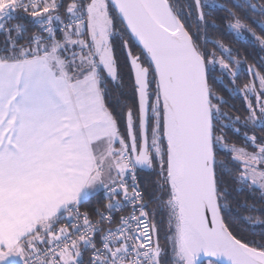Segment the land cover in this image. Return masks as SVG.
Listing matches in <instances>:
<instances>
[{
  "label": "snow or ice",
  "instance_id": "6c2138e0",
  "mask_svg": "<svg viewBox=\"0 0 264 264\" xmlns=\"http://www.w3.org/2000/svg\"><path fill=\"white\" fill-rule=\"evenodd\" d=\"M219 7L0 0V264H264V231L244 232L264 226V71L237 83L238 53L209 38ZM234 7L226 34L264 49L245 23L264 3ZM125 86L131 103L111 104ZM242 129L244 146L230 142ZM143 170L159 197L145 198Z\"/></svg>",
  "mask_w": 264,
  "mask_h": 264
},
{
  "label": "trees",
  "instance_id": "16d2710c",
  "mask_svg": "<svg viewBox=\"0 0 264 264\" xmlns=\"http://www.w3.org/2000/svg\"><path fill=\"white\" fill-rule=\"evenodd\" d=\"M180 3L183 2V0H179ZM219 5L221 7L212 10V15L208 17L209 22L215 21L217 25V29H212L209 28V38L210 39H221L224 41L226 45L231 47L233 49V54L236 55L238 53L239 59H243L241 61V71H240V76L237 81V83H244L248 81L250 73L248 72L249 67H253L256 71H264V49L261 48L260 44L252 39L251 33L245 32L244 35L248 37L249 41H244V39H237L235 37V34L233 33L232 35H227V20H222V17L227 16V12L224 11V8H230L233 9L234 11H237L238 14L241 15L243 18V12L240 11L239 9H235L234 7V0H217ZM236 2H242V0H236ZM259 2L264 3V0H259ZM218 5V4H217ZM192 19L196 18L195 16H192ZM193 21V20H192ZM245 23H247L255 32L256 34L259 35H264V33L261 32V29L259 27V23H264V18L261 17H256L252 16L249 14V17L247 20H245ZM2 40V38H0ZM251 41V42H250ZM207 47L209 49L212 48L211 44H208ZM121 64H123V60L121 59ZM122 73L125 74V85H128V80H127V71L128 69L126 67H121ZM216 76L220 75L219 70L217 69ZM225 84H227V80H225ZM214 87L218 88L221 91V94L226 95V98L229 99V103L233 106V115H245V109H246V102L243 99L242 94L240 95H233L231 97L227 96V94L224 91V87L219 84H214ZM121 91H123L124 95L120 96L119 91H113L110 102L111 104H115L117 98L120 99L121 103L127 102L130 104L131 103V89L129 86H125ZM255 97L253 96V100ZM257 135H260L257 134ZM230 137V142L236 143L238 146H244V140L243 136L240 135L239 137L233 136L231 133H229ZM158 171V169L156 170ZM156 171H151V170H143L139 172L138 174V179L141 185V188L144 190L145 193V198L147 199L149 195L154 194L155 196L159 197L161 195L160 190L156 187V182L159 179V177L156 175ZM255 198L258 200L259 199V193L253 194ZM93 205H85V208L83 210H90V208ZM257 207H260L259 204H257ZM149 209H156V203L153 202L149 204ZM158 215L156 217L157 220H160V218L164 215L165 212H160L157 209ZM253 215L259 216L261 215L259 212L254 213ZM264 218V217H261ZM261 231H264V226L261 225H254V226H245L244 227V232L246 235L251 237L252 233L259 234ZM204 264H207L206 261H204Z\"/></svg>",
  "mask_w": 264,
  "mask_h": 264
},
{
  "label": "flooded vegetation",
  "instance_id": "af4514ba",
  "mask_svg": "<svg viewBox=\"0 0 264 264\" xmlns=\"http://www.w3.org/2000/svg\"><path fill=\"white\" fill-rule=\"evenodd\" d=\"M180 2V1H179ZM210 2H214L215 4H218L219 5V3L217 2V0H210ZM253 2H257V0H253ZM181 4V3H180ZM219 6H221V5H219ZM205 11L207 12V11H209L208 9H205ZM193 17H191L190 18V25H191V30L193 31V32H195L196 31V21H195V19H192ZM193 20V21H192ZM244 41L246 42V41H249V39H244ZM251 42V41H250ZM241 61L243 60V59H240ZM253 77H252V75L250 74L249 75V79H248V81L249 80H251ZM247 81V82H248ZM243 82L245 83V81L243 80ZM239 84V83H238ZM243 83H240V85H242ZM257 88H258V90H259V85H258V82H257ZM255 97V96H254ZM250 99H251V101L255 104L256 103V99L255 100H253V96L252 97H250ZM238 127H239V125H237ZM243 129H242V131H241V134L240 135H242L243 136ZM257 134H259V133H257ZM244 143V142H243ZM250 149V148H249ZM163 217L165 218H167V215H166V213H164V215H163ZM161 219V218H160ZM160 242H161V244L162 245H164V244H166V241H165V239H164V236L163 235H160Z\"/></svg>",
  "mask_w": 264,
  "mask_h": 264
},
{
  "label": "rangeland",
  "instance_id": "374dc122",
  "mask_svg": "<svg viewBox=\"0 0 264 264\" xmlns=\"http://www.w3.org/2000/svg\"><path fill=\"white\" fill-rule=\"evenodd\" d=\"M178 3H180L179 0H178ZM184 3H185V0H183V2L181 4H184ZM240 68H241V66H240ZM248 150L251 151L252 149L250 148ZM159 221H161V223H160V235L165 236V233L167 230V218L166 217L164 218L162 216Z\"/></svg>",
  "mask_w": 264,
  "mask_h": 264
},
{
  "label": "built area",
  "instance_id": "2783aa9c",
  "mask_svg": "<svg viewBox=\"0 0 264 264\" xmlns=\"http://www.w3.org/2000/svg\"><path fill=\"white\" fill-rule=\"evenodd\" d=\"M82 211H83V209H82ZM113 227H114V225H113Z\"/></svg>",
  "mask_w": 264,
  "mask_h": 264
},
{
  "label": "crops",
  "instance_id": "0c3cea01",
  "mask_svg": "<svg viewBox=\"0 0 264 264\" xmlns=\"http://www.w3.org/2000/svg\"><path fill=\"white\" fill-rule=\"evenodd\" d=\"M101 148L103 147V146H100Z\"/></svg>",
  "mask_w": 264,
  "mask_h": 264
},
{
  "label": "water",
  "instance_id": "95a60500",
  "mask_svg": "<svg viewBox=\"0 0 264 264\" xmlns=\"http://www.w3.org/2000/svg\"><path fill=\"white\" fill-rule=\"evenodd\" d=\"M206 261V260H205Z\"/></svg>",
  "mask_w": 264,
  "mask_h": 264
}]
</instances>
